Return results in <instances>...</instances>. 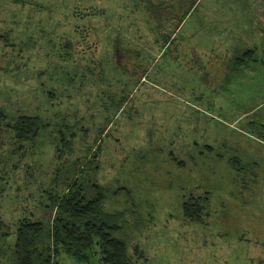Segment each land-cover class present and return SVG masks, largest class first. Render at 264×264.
Instances as JSON below:
<instances>
[{
    "label": "rangeland",
    "instance_id": "obj_1",
    "mask_svg": "<svg viewBox=\"0 0 264 264\" xmlns=\"http://www.w3.org/2000/svg\"><path fill=\"white\" fill-rule=\"evenodd\" d=\"M47 1L55 15L0 11V109L44 126L2 135L0 264L18 221L65 192L67 162L104 187L137 264H264V0ZM55 21L78 26L66 55ZM206 195V220L185 221L183 202Z\"/></svg>",
    "mask_w": 264,
    "mask_h": 264
},
{
    "label": "trees",
    "instance_id": "obj_2",
    "mask_svg": "<svg viewBox=\"0 0 264 264\" xmlns=\"http://www.w3.org/2000/svg\"><path fill=\"white\" fill-rule=\"evenodd\" d=\"M41 2L45 0H0V11L3 9L11 11L15 18H32L42 12L50 16L55 15L53 4L48 7L40 4ZM47 2L54 3L58 0ZM27 11L36 12V15L30 16V13H26ZM100 11L102 12L95 8L88 9V17L96 16ZM74 13H79L78 19L83 20L84 15L81 14V10ZM15 23L18 24L15 21L10 24ZM55 23L59 27L65 26L69 29H65L66 32L63 33L57 49V53L66 55L75 49L72 45L71 29L74 27L76 29L78 26L66 22L62 24L55 21ZM90 33L91 31L86 35L84 32L83 36L77 39L78 49L81 52L86 50L82 47L88 41ZM6 36L9 38V35ZM7 38L1 35L0 41L8 43ZM84 38L86 41H82ZM68 46H70L69 49ZM6 47L10 46L6 44ZM252 52L248 51L243 56H247L251 61ZM80 54L84 55L85 52ZM116 54V59L119 60L118 52ZM243 56L235 60L239 67L247 63V59L244 60ZM43 127L42 121L37 116L22 115L15 120H8L6 113L0 109V151L2 152L3 147H6L2 139L4 133L11 135L13 142L11 144L18 145L36 141ZM18 151L19 149L15 150L16 153ZM16 153L12 152V156ZM59 157L61 155H58ZM64 166L62 169L56 168L54 173V180H59L67 186L63 195L50 198V202L42 206L45 212V215L41 213L42 219L24 218L18 221L12 256L13 264H60L59 257L62 254L72 258L77 264H88L90 259L94 258L99 264H137L129 252V244L117 236L122 229L118 218L103 210L106 201L104 187L91 182L89 178L81 177L79 168L71 163L67 162ZM208 203L207 195L204 198L191 196L185 200L182 204V216L185 221L190 224H201L205 221V217L208 216ZM8 236L7 226L0 219V239ZM134 255L139 259L142 258L138 254L137 247H134Z\"/></svg>",
    "mask_w": 264,
    "mask_h": 264
}]
</instances>
